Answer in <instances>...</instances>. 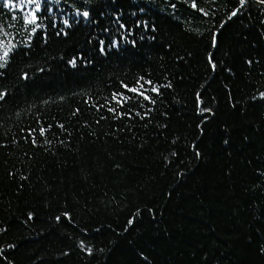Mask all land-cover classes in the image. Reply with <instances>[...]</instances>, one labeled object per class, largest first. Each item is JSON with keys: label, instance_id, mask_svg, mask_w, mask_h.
Listing matches in <instances>:
<instances>
[{"label": "trees", "instance_id": "16d2710c", "mask_svg": "<svg viewBox=\"0 0 264 264\" xmlns=\"http://www.w3.org/2000/svg\"><path fill=\"white\" fill-rule=\"evenodd\" d=\"M0 264H264V0H0Z\"/></svg>", "mask_w": 264, "mask_h": 264}]
</instances>
